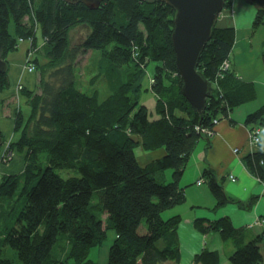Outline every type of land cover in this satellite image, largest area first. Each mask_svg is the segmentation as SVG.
Returning <instances> with one entry per match:
<instances>
[{"label":"trees","instance_id":"16d2710c","mask_svg":"<svg viewBox=\"0 0 264 264\" xmlns=\"http://www.w3.org/2000/svg\"><path fill=\"white\" fill-rule=\"evenodd\" d=\"M248 1L257 6L256 29L264 24V0ZM175 14L176 9L161 0H103L97 8L66 0H0V55L7 60L18 49L19 38L30 39L24 65L33 64L28 72L34 75L38 70L33 88L18 83L15 89L29 107L28 113L16 107L14 129L19 134L11 144L26 149L25 167L0 180V219L3 198L13 202L8 214L18 207L15 225L0 237V264L180 263L177 228L182 218H164L162 211L186 200L179 181L203 136L196 125H211L220 103L237 105L253 96L254 86H221L229 68L221 85L214 87L236 36L234 26L216 23L197 65L213 91L204 113L196 111L183 93L176 68ZM78 25L86 28V35L72 45L70 32ZM86 48L98 51L99 58L89 85L81 87L77 57ZM145 75L159 113L153 119L140 100ZM9 84L7 68L0 73V91ZM247 121L264 124V106L248 114ZM140 144L145 149L164 145L167 152L141 164L135 152ZM248 158L250 165L252 158L257 165L264 160L259 153ZM166 168L173 169L170 181L163 176ZM61 169L76 173L64 176ZM204 177L217 205L231 200L212 169L206 168ZM95 191L99 194L94 198ZM195 226L216 229L224 240L241 235L228 217L213 222L197 218ZM109 229L115 236L107 261L89 258ZM61 236L70 247L58 256L53 247ZM263 245L264 231L239 243L229 259L232 264H262ZM8 246L19 262L6 254ZM198 261L220 264L219 252L204 249L194 257V263Z\"/></svg>","mask_w":264,"mask_h":264},{"label":"crops","instance_id":"0c3cea01","mask_svg":"<svg viewBox=\"0 0 264 264\" xmlns=\"http://www.w3.org/2000/svg\"><path fill=\"white\" fill-rule=\"evenodd\" d=\"M256 11L257 6L248 0H227L218 16V26H234L236 31L229 55L230 74L220 85L230 89L238 83H252L254 94L228 110H219L216 113L219 121L213 126L215 133L200 137L189 156L179 181L185 190L186 200L170 208L172 215H180L182 218L177 228L181 254L179 264H195L194 257L204 249L217 250L220 264H232L229 256L238 244L264 231V160H260L257 165L252 158L253 165L248 163V157L256 153L264 158V135L259 142H254L250 137V122L247 121L248 114L264 106V24L254 29ZM28 47L29 43L21 52L23 60L14 57L11 58L13 63L9 61L12 65L8 62L10 84L0 93L2 135L3 132L7 135L16 134V107L19 105L23 110V106L27 105L26 97L21 92H15L17 84L23 82L31 88L35 86L34 73L22 67ZM28 111L29 107L25 112ZM135 152L138 161L145 164L165 155L167 150L164 145L156 149H145L140 144ZM17 156L21 162L20 169H23L24 158L19 154ZM14 166L6 165L2 170H13ZM206 168L212 169L223 184L226 194L231 197L229 202L217 205V198L204 177ZM163 175L165 180H172L173 169ZM200 179L202 182L199 183ZM222 217H228L236 228L241 229L239 238L224 240L216 229L201 231L195 226L197 218L213 222ZM114 236L112 230L111 238ZM262 251L264 254V245ZM196 264L203 262L198 261Z\"/></svg>","mask_w":264,"mask_h":264},{"label":"water","instance_id":"95a60500","mask_svg":"<svg viewBox=\"0 0 264 264\" xmlns=\"http://www.w3.org/2000/svg\"><path fill=\"white\" fill-rule=\"evenodd\" d=\"M83 2L97 8L103 0H66ZM176 9L173 29V45L176 68L182 79V89L192 107L204 113L207 97L213 91L212 84L197 67L200 55L212 36L213 27L223 10L226 0H161ZM8 62L0 55V73L6 71ZM3 135L0 134V144Z\"/></svg>","mask_w":264,"mask_h":264},{"label":"rangeland","instance_id":"374dc122","mask_svg":"<svg viewBox=\"0 0 264 264\" xmlns=\"http://www.w3.org/2000/svg\"><path fill=\"white\" fill-rule=\"evenodd\" d=\"M14 26H15V23H14V21H12L10 23V31L13 34L15 33V27ZM37 34H38L39 39H42L40 29H38ZM70 35H71L72 45H74V44H76V43H78L84 39V37L86 35V28H84L82 25L75 26L71 29ZM30 41H31L30 39H22L21 40V38H19V47L17 50H15L9 54V57H7L8 62L10 61L13 63L14 61H11V58H14V57L18 58V59L22 58V60H23V56H22L21 52L23 51L24 46L26 44H28ZM17 51H19V52H17ZM98 58H99V52L94 50V49H91V48L83 49V51L78 55L77 63L79 66V84L81 87H86L87 85H89L90 78L96 72V69H97L96 65H97ZM25 61H26V59H24L23 64H22V67L24 69H25V65H24ZM10 62H9V64H11ZM37 71L35 74V79H37V74H38ZM142 83H143V89L140 92V95H141L140 100L145 101V104L148 105L149 117L151 119H153V118L157 117L159 115V113H158L157 108H156V97L153 93H151V91L149 90V87H148V76L147 75L144 76ZM20 85L22 86V88L23 87H26L27 89L31 88V87H29L30 85H28V84L26 85L23 82H20ZM98 86H99V88H101L102 92L105 91L102 83L100 84V82H99ZM6 88H8V87H6ZM17 89H21V88H17ZM146 89H148V90H146ZM2 91L3 90H1L0 93ZM27 107H28L27 105H24L23 110L27 111ZM17 134H19V132H16V134L12 133V134H8V135L6 132H3V135L6 138L3 139L2 143H1L2 145L0 148V180L3 178L4 175L17 174V173L21 172L25 167L26 149L23 151H19L17 148L11 147L12 142H14L15 138L18 137ZM18 154H19V156L22 155L24 158L23 169L22 168L20 169L21 162H20V158L17 156ZM13 164H15L13 170L7 169L5 171V170L1 169L2 165L6 166V165H13ZM170 169H172V168H166L162 172L165 173L167 170H170ZM60 171L64 176H68L69 174H75L76 173L74 170H69V169H61ZM163 176H165V175H163ZM165 181H170V180L168 179ZM98 194L99 193L95 191L93 197L94 198L98 197ZM2 200H3V206H4L5 211H3L4 216H2V218L0 219V237L2 236V234L4 232L6 233L8 228H11L15 225L16 215L18 214V211H17L18 207L15 209V211L13 213L8 214V211L10 210L12 203H13L9 197H5ZM170 208H167V209L162 211V216L164 218H169L170 215H172ZM106 215H107L106 213L103 214L104 219H105ZM111 233H112V229H109L107 231L106 240L100 246L91 248V250L89 252V258L94 259V260H99L101 262L107 261L108 249H109L110 243L113 239V238H111ZM69 247H70V243L68 242V239L66 237L61 236L57 240V242L55 243V245L53 247V253L55 255H58V256H63L66 254ZM6 254L10 258H12L15 262L20 261L18 256H17L16 251L11 246L7 247Z\"/></svg>","mask_w":264,"mask_h":264},{"label":"built area","instance_id":"2783aa9c","mask_svg":"<svg viewBox=\"0 0 264 264\" xmlns=\"http://www.w3.org/2000/svg\"><path fill=\"white\" fill-rule=\"evenodd\" d=\"M22 39V38H21ZM230 60L229 58H226L223 60V62L220 65V68L216 74L214 87L220 86L219 80L224 76L225 72L229 70L230 68ZM25 68H27L28 71H33L35 68L33 64L28 63L25 65ZM21 86V85H20ZM19 86V87H20ZM213 87V85H212ZM220 89V88H219ZM230 108V105H228L227 102L220 103V109L219 110H228ZM219 121V118L217 116H214L212 118L211 125L206 124H198L196 125L199 132H201L203 135L211 136L215 133L214 124H216ZM250 137L254 142H259L263 135H264V124L258 122V121H251L250 123ZM238 148H235L237 150ZM231 178H234L233 175H231ZM198 182H202V179L198 180Z\"/></svg>","mask_w":264,"mask_h":264},{"label":"bare ground","instance_id":"6f19581e","mask_svg":"<svg viewBox=\"0 0 264 264\" xmlns=\"http://www.w3.org/2000/svg\"><path fill=\"white\" fill-rule=\"evenodd\" d=\"M3 167H4V166L2 165V166H1V169H2Z\"/></svg>","mask_w":264,"mask_h":264},{"label":"clouds","instance_id":"9594fccd","mask_svg":"<svg viewBox=\"0 0 264 264\" xmlns=\"http://www.w3.org/2000/svg\"><path fill=\"white\" fill-rule=\"evenodd\" d=\"M227 1V0H226Z\"/></svg>","mask_w":264,"mask_h":264}]
</instances>
